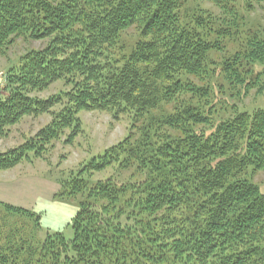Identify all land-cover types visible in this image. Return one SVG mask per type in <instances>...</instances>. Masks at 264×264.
<instances>
[{
  "label": "trees",
  "instance_id": "obj_1",
  "mask_svg": "<svg viewBox=\"0 0 264 264\" xmlns=\"http://www.w3.org/2000/svg\"><path fill=\"white\" fill-rule=\"evenodd\" d=\"M208 1L233 13L237 0ZM185 3L0 0V55L16 39L49 40L9 72V96H0V137L24 117H54L35 139L0 153V171L30 153L40 157L73 130L70 141L81 112L132 121L124 141L61 181L55 199L77 204L65 227L73 239L42 228L37 212L0 202L8 217L33 222L28 228L14 216L3 220L1 229H8L0 230V264H264V194L240 179L251 167L264 170V109L236 113L209 135L197 131L209 118L185 100L209 95L203 88L208 55L220 46L209 39L227 30H212L211 19L202 32L207 17L187 8L180 18ZM132 28L138 39L124 48L123 34ZM263 40L251 37L248 53L222 63L226 82L243 86L245 94L263 81ZM62 81L69 92L46 100L31 96ZM56 107L62 108L57 114ZM115 165L129 178L93 179Z\"/></svg>",
  "mask_w": 264,
  "mask_h": 264
},
{
  "label": "rangeland",
  "instance_id": "obj_2",
  "mask_svg": "<svg viewBox=\"0 0 264 264\" xmlns=\"http://www.w3.org/2000/svg\"><path fill=\"white\" fill-rule=\"evenodd\" d=\"M184 1L186 3L180 11V18L185 17L187 8L194 11L196 16L203 13L204 17H207L204 23L199 25L202 32L209 30L206 28V23L209 28L211 19L216 21V24L211 27L212 30L221 29V32L227 30L226 35H220L216 39L217 36L214 34L209 39L220 42V46L216 45V49L211 50L208 55L212 64L204 76L203 88L206 87L209 90V95L207 97L187 96L185 100L186 104L199 105L200 110L207 113L206 117L209 118L210 123L197 126V131L209 135L220 123L233 118L236 113L253 114L257 110L264 109V78L257 89L245 94L243 86L226 82L221 73V66L225 60L233 59L236 54L244 51L249 52L248 44L251 37L255 36L258 40L264 39V0H247L249 9L248 6L246 7L245 0H237L233 13L223 12L208 0ZM137 39L138 32L132 28L123 34L122 44L125 48L135 44ZM48 43L49 40L45 39H16L6 54L0 55L1 97L9 96L7 92L9 72L19 67L21 59L27 54L45 49ZM240 55L243 56V54ZM254 68L256 72H261L263 69L260 64L255 65ZM211 69L213 71L210 73ZM70 90L71 87L62 81L52 85L46 91L33 92L31 96L46 100ZM61 109L56 107L53 111L57 114ZM171 112L172 106H166V113ZM53 118L50 114L24 117L17 125L9 129L6 137H0V153H6L35 139L39 132L53 121ZM79 119L78 135L70 141L69 137L73 130L66 131L60 140L41 150L40 157L30 153L26 160L12 169L0 171V202L37 212L41 216L42 228H49L52 231L62 230L68 240L73 239L74 233L71 227H65L68 223L70 224L76 214L77 204L71 201L66 204L63 203L64 201L55 199L63 188L61 181L71 178L92 158L103 155L104 151L124 141L129 136L132 126L129 116H121L117 120L114 114L104 112H81ZM119 174L125 177L123 179L130 176V172L121 171L115 165L101 173H95L93 179L99 181ZM240 179L253 183L264 194V170L255 172L251 167ZM12 216L14 219L11 218V220L20 224L26 222L28 228L33 225V222H28L25 217H19L16 214H10L9 217ZM9 217L5 210L0 208V230L8 229L7 227L1 229V225L3 220L10 219ZM41 232L40 237L44 239L47 232L44 230Z\"/></svg>",
  "mask_w": 264,
  "mask_h": 264
}]
</instances>
